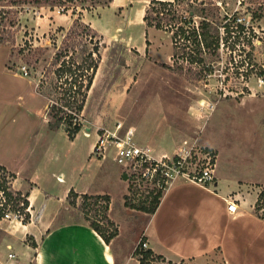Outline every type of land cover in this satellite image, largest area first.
Here are the masks:
<instances>
[{
    "label": "rangeland",
    "instance_id": "obj_1",
    "mask_svg": "<svg viewBox=\"0 0 264 264\" xmlns=\"http://www.w3.org/2000/svg\"><path fill=\"white\" fill-rule=\"evenodd\" d=\"M53 1L0 0V94H25L24 99L38 109L34 122L18 114V119L25 122L17 123L20 127L17 133L22 144H27L33 135L30 130L35 131L29 154L34 156L32 153L37 151L39 158L40 150H45L43 161L49 174L46 183L49 191L63 193L73 185L76 191L91 187L93 191L110 192L118 217L123 199L130 209L134 208L128 203L150 206L154 196L164 194L165 190L154 183H139L138 177L125 178V168L115 162L112 152L106 158L90 154L96 137L105 130L124 135L130 129L136 143L148 148L158 159L166 156L173 160L191 151V158L183 168L187 173L209 166L215 169L220 186L226 189L236 188L235 181L244 182L243 189L251 192L252 188L264 185V0H183L185 9L187 2L198 9L206 8L208 20L215 28L220 26V47L206 58L214 70L205 77H200L203 64L190 65L183 58V41L178 40L175 46L174 28L167 31L146 25L144 17L153 0H113L109 6L91 11L80 3ZM183 16L188 18L187 13ZM236 17L245 24L242 33H238L233 22ZM76 20L82 26L73 27ZM202 20L203 17H195L194 25L199 27ZM227 22L234 29L231 37L223 27ZM238 36L239 44L232 51ZM187 45L186 51L190 52L191 45ZM66 48H71L69 57L77 65L88 52H93L99 61L80 114L75 109L80 94H64L68 85L58 73L57 55ZM69 98L71 106L64 107ZM207 103L215 104V110H202L201 105ZM5 106L6 103H0V128L10 123L1 113L3 108L10 109V118H16L13 106ZM54 106L72 114L82 124V131H92L91 136L85 137L82 132L68 139L64 125L59 131L68 137L53 133ZM44 120L53 131L48 130ZM102 165L104 168H100ZM60 172L65 174L66 183L57 181ZM88 174H93V179H87ZM183 178L179 182H184ZM126 189L128 193L122 199ZM84 203L81 194L75 205L68 199L69 209L60 221L96 220L107 235L118 231L114 222L110 220L108 224L104 219L109 218L111 200L106 212L104 200L97 204L89 200L85 210ZM259 205L264 214L263 201ZM139 226L140 223H125L124 231L130 234ZM45 229L40 223L0 226V264H35L37 242L33 234L41 232L37 237L40 241ZM258 229L260 232L258 223L247 219L236 224L221 216L208 219L202 228L203 239L208 240L203 245L208 246L204 250L207 255L199 258L198 263L222 264V255L234 260L237 240L243 254L246 248L257 247L247 257L261 255L264 242L258 241L255 234ZM251 231L257 244L241 241V234ZM10 254L14 258H9Z\"/></svg>",
    "mask_w": 264,
    "mask_h": 264
},
{
    "label": "crops",
    "instance_id": "obj_2",
    "mask_svg": "<svg viewBox=\"0 0 264 264\" xmlns=\"http://www.w3.org/2000/svg\"><path fill=\"white\" fill-rule=\"evenodd\" d=\"M7 71L14 73L13 75L16 77H22L11 69H7ZM24 95L0 94V103H6V108L13 106L12 114L16 117L15 119L10 118L8 114L10 109L3 108L1 111L8 117L10 123L7 127L0 128V166L14 175L16 189L19 193L27 196L32 204L35 219L34 223L28 224V226H36L40 223V227H46L40 241L37 240V237L41 232L33 234L36 235L33 237L37 242L35 264H141L143 250L135 252L137 244L141 240L148 244V249L143 252L145 255L153 253L160 258L196 264L199 258L207 255L204 250L208 249V246L204 247L203 245L207 244L208 240L203 239V224H206L208 219L214 216H221L230 224L241 223L245 219L258 223L261 229L260 232L258 229L255 234L258 236L259 242H264V214L260 209L256 210L259 196L264 191V185H258L260 186L258 187L253 183L252 186L256 187H251V192L243 189L244 182L235 181L236 188L226 189L225 186H220L221 182L219 183V175L216 172L215 181L205 185L187 182L184 178V182L181 183L178 178L164 193L154 214L127 207L123 199L128 193V189H126L121 195L123 199L119 208L121 219L118 217L119 215L114 214L113 197L110 192L93 191L91 187L76 191L71 187L73 185L67 187L63 193L49 191L46 188L49 174L45 170L46 166L43 161V151L45 150H40L39 158L36 155L37 151L32 153L35 154L36 161H34L35 157L29 154L30 147L35 141V131L30 130L33 138L31 137L27 144L24 143L25 145L22 144V140H19L20 136L17 133L20 128L17 123L24 124L25 122V120L18 119V114L21 113L28 122H34L35 112L38 111L33 103H28V100L24 99ZM44 125L49 131H53L47 120H44ZM59 130H54L53 133L67 136ZM82 132L85 137H90L92 131L88 133L81 131L80 133ZM97 138L98 136L90 154L93 153ZM68 139L70 138L68 137ZM91 161L92 158L89 157V163ZM100 168H104V166L102 165ZM88 176L87 179H93V174H88ZM119 177L121 179L120 173ZM57 181L66 183L65 174L60 172L57 175ZM247 184L249 185V183ZM192 186L197 191L191 190ZM71 190L81 195L110 196L109 218L116 224L118 234L109 243L91 227L89 221L78 220L68 223L60 221V218L65 215V210L69 209L67 201ZM227 200L237 203L238 211L235 214L228 211ZM125 223H140V226L127 234L124 231ZM255 234L252 231L248 234L244 232L241 234V241L252 245V242L255 241L252 240L256 237ZM257 242L253 243L257 244ZM255 249L257 247L251 250L246 248L245 254H243L240 250L239 240H237L235 241V259L222 255V257L224 256L222 264H264V248L261 255L255 252V257H247L248 253Z\"/></svg>",
    "mask_w": 264,
    "mask_h": 264
},
{
    "label": "trees",
    "instance_id": "obj_3",
    "mask_svg": "<svg viewBox=\"0 0 264 264\" xmlns=\"http://www.w3.org/2000/svg\"><path fill=\"white\" fill-rule=\"evenodd\" d=\"M50 0H46L49 3ZM75 2L80 3L82 8L86 10H94L98 7H106L109 6L113 0H54V3H62V2ZM188 7L187 9L183 6V0H173V1H160V0H153L150 3L149 8L146 10V15L144 17V21L148 27H154L156 29H166L169 31L170 29H175L173 34V42L175 41V46H177V41L181 40L184 43L185 48L183 49L182 56L184 59L188 61L190 65L193 64H203V75L200 77H205L206 75H210L214 70V65L212 62L206 63L207 54L213 52H217L220 47V26L219 28L214 27V23L208 20V12L207 9L200 6L201 8H196L194 4H190L189 2L185 3ZM200 5H204L203 2ZM184 10V12H183ZM207 12V13H206ZM184 13L188 14V18L183 16ZM197 13H200L197 14ZM203 17V20L200 22L199 27L195 26V17ZM238 29V33H242L244 27L242 24L238 22V18H234L233 21ZM82 26V23H78V20L74 22L73 27ZM224 29L227 32V35L231 37L234 33V29L230 23H225L223 25ZM217 29L216 33L214 30ZM77 34V33H75ZM78 35V34H77ZM240 35V34H239ZM239 36L233 42L231 46L232 51L236 50V46L239 44ZM228 39V38H227ZM187 44L191 45L190 52L186 51V48L189 47ZM70 49L59 51L57 55L56 61L58 62L59 68L58 73L60 74L59 77L65 80V83L68 85V88L64 89V94H80L81 99L76 100V111L77 113H81L84 109V104L86 101L87 93L89 92L94 76L98 69L99 61L94 58L93 52H88V54L82 59L80 64H76V62L71 61L72 59L69 57ZM240 52H244V50L239 49ZM97 52V50H96ZM218 54V53H217ZM187 55V57H186ZM69 57V58H68ZM175 58V55H173ZM170 68V66H167ZM172 68V67H171ZM91 71V72H90ZM79 73V74H78ZM264 75V72H262ZM64 107L71 106L70 98L64 102ZM53 119L54 121L51 122V127L53 130L60 129L61 126H65V130L70 139H74L75 136L80 133L83 129L82 124L75 121V118L72 114L58 108L56 106L53 107ZM126 178V176H125ZM164 194L159 193L158 195L154 196L153 200L151 201L150 206L146 207L144 205L137 206L134 204L128 203L134 209L145 211L150 214H154L161 202V199ZM79 197L74 190H71L68 199L72 205H75L76 199ZM81 198L84 200L83 209L89 205L88 201L93 200L96 204L101 200L106 202L105 212L108 210V204L110 201V197L108 195H88L82 194ZM263 201L264 203V191L261 192L259 196V201L257 204V209L259 210L260 205L259 203ZM104 219L107 221L108 224H111L110 219L107 216H104ZM90 222L91 227L107 242L109 243L114 237L117 236V231L115 230L111 234L107 235L106 232L102 229L99 222L96 220H88Z\"/></svg>",
    "mask_w": 264,
    "mask_h": 264
},
{
    "label": "built area",
    "instance_id": "obj_4",
    "mask_svg": "<svg viewBox=\"0 0 264 264\" xmlns=\"http://www.w3.org/2000/svg\"><path fill=\"white\" fill-rule=\"evenodd\" d=\"M238 22L245 25L241 18L238 19ZM23 70L25 74L28 73L25 68ZM201 109L214 111L215 104H203ZM111 152L114 154L115 162L125 168L126 174L124 175L127 178L138 177L139 183H154L160 187L158 189H163L165 192L180 177L202 185L215 181V169L213 167L205 166L193 174L185 172L183 168L188 164V159L191 158V151L188 150L173 160L166 156L158 159L151 154L148 148L136 143L132 129L124 135L108 130H105L102 135H98L93 154L97 157L106 158ZM14 181V175L0 166V226L15 222L21 225L34 223L35 215L32 212V204L27 196L21 194V198ZM227 203L228 211L235 214L238 211L237 203L233 200H227ZM140 249L143 250L141 264H188L185 261L160 258L153 253L143 254L148 249V244L144 240L137 244L135 252ZM9 258H14V254H10Z\"/></svg>",
    "mask_w": 264,
    "mask_h": 264
}]
</instances>
